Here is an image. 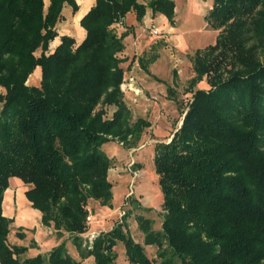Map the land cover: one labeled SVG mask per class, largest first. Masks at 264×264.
I'll use <instances>...</instances> for the list:
<instances>
[{"label":"trees","instance_id":"16d2710c","mask_svg":"<svg viewBox=\"0 0 264 264\" xmlns=\"http://www.w3.org/2000/svg\"><path fill=\"white\" fill-rule=\"evenodd\" d=\"M48 1L0 0V264H81L64 242L24 258L27 247L8 243L12 221L2 203L12 178L30 186L25 197L42 225L58 238L71 235L80 257L94 264H116L118 243L128 264H264V0H213L205 17L220 32L190 57L191 100L181 125L153 149L161 230L136 217L143 245L158 248V263L132 238L126 218L91 246L81 235L90 200L112 207V159L103 145L134 148L151 125L132 122L120 90L130 29L118 35L112 26L129 12L141 24L149 9L174 27V1L95 0L80 19L86 35L79 44L55 29L65 4L78 10L76 0ZM156 58L139 64L148 72ZM37 67L40 85L29 86ZM203 80L209 88L194 89ZM105 107L115 108L110 118Z\"/></svg>","mask_w":264,"mask_h":264},{"label":"rangeland","instance_id":"374dc122","mask_svg":"<svg viewBox=\"0 0 264 264\" xmlns=\"http://www.w3.org/2000/svg\"><path fill=\"white\" fill-rule=\"evenodd\" d=\"M139 1L146 3L148 0ZM173 1L175 4L173 29L169 30L170 24L167 21L164 28L154 26L152 24L153 22H150V26L144 30L145 37L147 38L144 45L147 48H145L142 55L138 54L136 57H139V59L141 56L145 59H149L152 56L157 57L154 63L147 66L148 72L141 68L138 59L135 60L134 63L127 62L121 64V67L125 70L123 79L133 77L135 88L139 89L141 93L137 96L130 92L124 94V101L132 113V122L136 121L138 118H143L149 121L151 126L144 129L141 139L134 149L125 148L123 142H119L118 140L103 145V151L112 159V165L108 171V179L113 185L112 207L109 208L112 212L108 211V215L105 217L100 215L98 217V221L100 222L99 227L93 230L91 229V226L95 224L92 225L93 218L91 219L90 217V219L87 220L88 230L81 235L83 246H85L86 243L88 246H91L93 240L99 233L110 231L116 222H120L124 218H126L125 221L128 225L130 235L135 242L141 245H143L144 236L138 229L136 222L137 216L141 215L151 220L152 230H161L164 214L162 203L161 201L159 203L149 202V200L152 199V195L148 192L147 185H145L143 180V176L147 170L150 173V169L153 168L154 173V165L152 163V154L154 151L151 149H153L155 142H168L172 134L181 125L183 112L186 110L191 100V93L187 92L188 82L194 76L190 57L193 56L196 50L213 45L220 32V30L211 29L205 21L206 15L212 8V0ZM44 2L45 7H47L49 1L44 0ZM193 8H196V10H193ZM193 12L196 14L198 13L200 17L202 23L201 30L211 35L207 41L194 42L190 38L182 36L183 32L181 30L184 24L183 20ZM115 25L112 27L117 33ZM177 38H179L178 41H176ZM50 45H52V42ZM36 54L39 55L40 50H37ZM174 72L177 74L176 77L173 76ZM154 77L160 81H156ZM26 84L38 87L40 81L36 83L29 80ZM168 87H171L173 94L167 92ZM208 88L205 80L194 87V89ZM3 93L4 90L0 88V95ZM1 108L2 104L0 102V110ZM109 110L108 114L111 116L115 108L109 107ZM144 138H146L145 141H143ZM146 148L150 149L147 160H145V162L137 160L135 157ZM124 155H127V157H124ZM152 184L156 187V185H158V178H155ZM20 185H22L24 194L25 191L30 188L29 185L23 183ZM157 187L161 194L159 186ZM8 191H11L8 194L11 201L6 204L8 209H4V204L2 206L3 216L12 221L7 240L10 245L27 247V251L23 255V258L33 257L37 254L45 255L53 245L57 246L64 242L67 252L72 258L79 261L81 264H94L93 257L85 259L80 257L71 235L64 234L62 237L58 238L54 234L52 228L43 226L40 212L35 220L36 222L33 224L25 225L19 223L20 214L17 204L16 185H9L4 192V197H7ZM90 203H93V201L90 200ZM9 207L12 209H9ZM89 208L88 205V210ZM89 216H91L90 212ZM38 223L44 227L41 233L38 232ZM90 239H92V242L89 244ZM144 249L149 260L153 263H158L160 261L157 246H144ZM114 251L117 255L116 264H128L122 244L118 243V245L114 247Z\"/></svg>","mask_w":264,"mask_h":264},{"label":"crops","instance_id":"0c3cea01","mask_svg":"<svg viewBox=\"0 0 264 264\" xmlns=\"http://www.w3.org/2000/svg\"><path fill=\"white\" fill-rule=\"evenodd\" d=\"M76 2L78 4V10L75 13L73 12V10L70 6H68L66 4L64 5V7L62 9V13H61V18L58 21V23H56L55 29H56L59 36H63V35L70 36V37L74 38L76 44H79L85 38V35H86V32L80 27V23H79L80 19L94 5L95 0H76ZM85 6H87L86 9H84ZM150 22H153L152 24L154 26L164 28V26L167 24V19L160 14L153 15L151 10L147 9L146 15H145L141 24L137 23L135 14L133 12H129L126 15V17L124 18L123 25H119V24L115 25L116 26L115 28H116L118 35L125 32L128 28L130 29L128 31L127 36L124 38L125 49L122 52V54H120L121 58H125L124 63H127V62L134 63L135 60H137V59L139 60V57H136V56L138 54L142 55L145 48H147L144 45L145 41L147 40V38L145 37V34H144V30L150 26V24H151ZM170 28L173 29V27L171 25H170ZM58 44H59V37H57L52 42V45H49L48 51H53L54 48ZM141 58H143V57L141 56ZM40 79H41V72H40V68L37 67L34 70V72L30 75V77L28 78V81L31 80V82L37 83L40 81ZM145 140H146V138H144L143 141H145ZM131 149H134V148H131ZM153 149H154V146H153ZM153 149H151V150H153ZM149 153H150V149L146 148V149H144V151H142L135 158L139 161L145 162V160H147V158L149 156ZM153 155H154V153L152 154V158H153ZM124 157H127V155H124ZM155 178H157V176L154 175L153 168L150 169V173L147 170L143 176V180H144L145 185H147L148 192L152 195V199L149 200V202L150 203H152V202L159 203L161 201V203H162L163 199L161 197V194L159 193V190L157 189L158 185H156V187H155L152 184V182L154 181ZM20 182H21L20 180H16V178L15 179L13 178V179L9 180V185H11V184L16 185L18 183L21 184L22 182L21 183ZM123 194H122V196H123ZM23 195L25 197L24 193H23ZM25 199H26V197H25ZM4 200H5V197L3 198L2 206L4 204ZM91 201H93V200H91ZM27 203L29 204L30 210L39 213V211H37L31 207V203L28 200H27ZM17 204H18V200H17ZM88 205L90 207L89 208L90 215H91L90 217H91V219L93 218L92 219V225L95 223L93 226H91V229L93 230V229L99 227L100 222L98 221L99 220L98 217L100 215L101 216L103 215L105 217L106 215H108V211H110V212H112V211H111V209H109L107 207H101L99 205V203L95 202V201H93V203H90V201H89ZM18 208H19V206H18ZM111 216H113V215H111ZM53 247H55V246L53 245L52 248ZM50 250H48V252Z\"/></svg>","mask_w":264,"mask_h":264},{"label":"bare ground","instance_id":"6f19581e","mask_svg":"<svg viewBox=\"0 0 264 264\" xmlns=\"http://www.w3.org/2000/svg\"><path fill=\"white\" fill-rule=\"evenodd\" d=\"M86 8L87 6L84 7V9ZM193 10H196V8H193ZM186 17L183 20L184 24L181 30L183 32V35H182L183 37L186 36L190 38L191 40H193L194 42H204V41H207L211 37V35L208 32L201 30L202 23H201L198 13L196 14L193 12L189 16H186ZM170 29L172 30V28L169 27V30ZM178 40L179 38H177L176 41ZM16 190H17V200H18L19 214H20V218L18 221L19 223L25 224V225L33 224L34 222H36L35 220L37 216L39 215V213L30 210L29 204L27 203V200L25 199L23 195L22 185L16 184ZM10 192L11 191H8L7 197H5L4 209H8V207H6V204L7 202L11 201V198L8 197V194ZM9 209H12V208L9 207ZM38 225H39L38 232L41 233L44 227L40 225V223H38Z\"/></svg>","mask_w":264,"mask_h":264},{"label":"built area","instance_id":"2783aa9c","mask_svg":"<svg viewBox=\"0 0 264 264\" xmlns=\"http://www.w3.org/2000/svg\"><path fill=\"white\" fill-rule=\"evenodd\" d=\"M134 84H135V82H134V78L133 77H128L127 79H123V82L120 85V90L123 93V95L128 93V92L133 93L136 96L141 94L139 89L135 88ZM104 110H105L106 117L110 118L112 115L110 116L108 114L110 112L109 107H105ZM108 110H109V112H108ZM121 145H122V143H121ZM89 219H90V216H88L87 220H89ZM91 242H92V239L89 240V244Z\"/></svg>","mask_w":264,"mask_h":264}]
</instances>
